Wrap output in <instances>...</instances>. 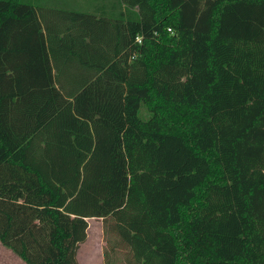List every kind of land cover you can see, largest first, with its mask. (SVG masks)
I'll return each instance as SVG.
<instances>
[{"label":"trees","instance_id":"1","mask_svg":"<svg viewBox=\"0 0 264 264\" xmlns=\"http://www.w3.org/2000/svg\"><path fill=\"white\" fill-rule=\"evenodd\" d=\"M121 2L0 0V241L78 264L96 215L127 264H264V39L225 26L264 0Z\"/></svg>","mask_w":264,"mask_h":264},{"label":"rangeland","instance_id":"2","mask_svg":"<svg viewBox=\"0 0 264 264\" xmlns=\"http://www.w3.org/2000/svg\"><path fill=\"white\" fill-rule=\"evenodd\" d=\"M79 1L86 0H77L76 4L74 3V0H69V5L78 6ZM54 2H56V0H54ZM44 4L56 5L50 0H45V3H43L42 6H46ZM235 9L242 10L243 17L239 20L240 17L234 16V20H238L237 24L239 28L236 25L230 26L225 23V26L229 29L227 32L234 34L235 31L231 30L240 29L239 35L241 36L264 39V4L257 5L252 2H244L236 5L234 8L232 7L233 11ZM235 21L234 23L236 24ZM44 22H47V20ZM77 68L80 70V67ZM61 69V72L60 69L55 71V74L56 72H59L57 74V83L60 84V82H65L64 84L67 85L66 82L69 83L72 80L76 68L70 67L67 63L64 66H61ZM139 115L143 119L149 117V111L144 104L140 105ZM86 220V237L84 241L80 242L76 253L78 264H127V254L122 249L113 246V238L109 229V222L106 224L103 217L96 215L87 216ZM104 222L107 227L106 236L103 232ZM104 237H107V243ZM11 258H13V251L8 247L6 248L5 246L0 245V264H11L13 262Z\"/></svg>","mask_w":264,"mask_h":264},{"label":"crops","instance_id":"3","mask_svg":"<svg viewBox=\"0 0 264 264\" xmlns=\"http://www.w3.org/2000/svg\"><path fill=\"white\" fill-rule=\"evenodd\" d=\"M52 1L54 4H56V9L53 10L54 13H56V22L58 21H62L63 17L61 14L58 13V9L59 7H64V8H76V9H82V10H88V11H95L96 15H99L100 13L104 12L107 16H112L113 14H110L112 11H114L115 14H118L119 11H124L126 9V4L124 2L119 3V0H86V1H79V5L78 6H70L69 5V0H56V2H54V0H50ZM31 2L33 3H44L45 0H31ZM77 0H74V3L76 4ZM37 9V15L42 19V15L44 14V8H38V6H36ZM133 9L136 10V7H134ZM125 15V12H124ZM113 20V19H112ZM111 20V21H112ZM110 30H115V27H113V25H111V29ZM61 34V32H60ZM88 37L85 38V40L87 41ZM83 44H86V42H83ZM110 48V47H109ZM61 61H64L61 60ZM62 65H65L63 63H61ZM68 65H70V67H81L82 65L75 61V60H69ZM0 245L1 246H5L6 248L8 246H6L4 243H2L0 241ZM10 248V247H8ZM11 249V248H10ZM12 250V249H11ZM13 251V250H12ZM11 260H13V262L11 264H28L25 260H23L16 252L13 251V258H11Z\"/></svg>","mask_w":264,"mask_h":264},{"label":"built area","instance_id":"4","mask_svg":"<svg viewBox=\"0 0 264 264\" xmlns=\"http://www.w3.org/2000/svg\"><path fill=\"white\" fill-rule=\"evenodd\" d=\"M168 30H170V27H168ZM135 40L138 41V42H140V40H141V35H139V34L136 35Z\"/></svg>","mask_w":264,"mask_h":264}]
</instances>
